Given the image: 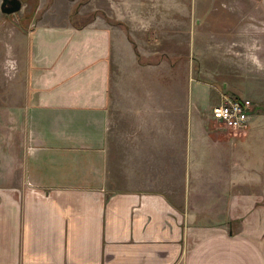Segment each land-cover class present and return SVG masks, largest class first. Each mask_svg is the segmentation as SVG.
Returning a JSON list of instances; mask_svg holds the SVG:
<instances>
[{
  "label": "crops",
  "instance_id": "crops-1",
  "mask_svg": "<svg viewBox=\"0 0 264 264\" xmlns=\"http://www.w3.org/2000/svg\"><path fill=\"white\" fill-rule=\"evenodd\" d=\"M143 1L183 0H36L0 104V264H264V174L222 135L190 141L184 198L108 177L111 43ZM188 1L195 28L199 3L239 13L262 70L264 0Z\"/></svg>",
  "mask_w": 264,
  "mask_h": 264
},
{
  "label": "rangeland",
  "instance_id": "rangeland-1",
  "mask_svg": "<svg viewBox=\"0 0 264 264\" xmlns=\"http://www.w3.org/2000/svg\"><path fill=\"white\" fill-rule=\"evenodd\" d=\"M19 1L17 12H0V95L7 94L0 97V104L6 105L14 104L9 92L16 69L15 46L29 29L36 2ZM103 5L109 9V2ZM174 5L182 11L173 10ZM189 5L188 0L165 1L164 8L161 1H143L131 18L134 32L122 28L113 37L105 144L113 185L126 187L132 182L184 198L190 141L200 140L204 130L226 140L231 169L238 165L232 157L237 151L246 160L239 168L254 169V162L264 174V66L259 70L254 65L256 35L244 30L239 13L217 6L214 14L205 15L208 10H202L200 3L201 24L195 28L196 12ZM122 14L125 20V9ZM223 95L252 103L246 130L228 133L211 120L210 108ZM198 186L208 185L199 178Z\"/></svg>",
  "mask_w": 264,
  "mask_h": 264
},
{
  "label": "built area",
  "instance_id": "built-area-1",
  "mask_svg": "<svg viewBox=\"0 0 264 264\" xmlns=\"http://www.w3.org/2000/svg\"><path fill=\"white\" fill-rule=\"evenodd\" d=\"M250 108H252V103L248 99L223 95L219 102L210 108L209 115L216 123V127L228 133H234L246 130Z\"/></svg>",
  "mask_w": 264,
  "mask_h": 264
},
{
  "label": "water",
  "instance_id": "water-1",
  "mask_svg": "<svg viewBox=\"0 0 264 264\" xmlns=\"http://www.w3.org/2000/svg\"><path fill=\"white\" fill-rule=\"evenodd\" d=\"M21 5L19 0H0V12L11 14L20 10Z\"/></svg>",
  "mask_w": 264,
  "mask_h": 264
},
{
  "label": "trees",
  "instance_id": "trees-1",
  "mask_svg": "<svg viewBox=\"0 0 264 264\" xmlns=\"http://www.w3.org/2000/svg\"><path fill=\"white\" fill-rule=\"evenodd\" d=\"M81 2H82V1H81ZM81 2L75 3V4L73 5L72 13L76 12V10H77L78 6L81 4ZM35 6H36V2H34V5H33V8L31 9V12H33L32 10L35 8ZM128 38H129V37H128ZM129 40H130V39H129ZM130 41H131V40H130ZM137 57H139V55H138Z\"/></svg>",
  "mask_w": 264,
  "mask_h": 264
}]
</instances>
